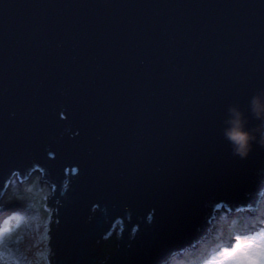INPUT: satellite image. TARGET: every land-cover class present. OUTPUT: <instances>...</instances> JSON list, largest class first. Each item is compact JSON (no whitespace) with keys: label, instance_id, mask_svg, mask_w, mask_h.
<instances>
[{"label":"water","instance_id":"95a60500","mask_svg":"<svg viewBox=\"0 0 264 264\" xmlns=\"http://www.w3.org/2000/svg\"><path fill=\"white\" fill-rule=\"evenodd\" d=\"M262 90L264 0H0V213L38 172L49 264H168L255 211Z\"/></svg>","mask_w":264,"mask_h":264},{"label":"rangeland","instance_id":"374dc122","mask_svg":"<svg viewBox=\"0 0 264 264\" xmlns=\"http://www.w3.org/2000/svg\"><path fill=\"white\" fill-rule=\"evenodd\" d=\"M263 193L264 189L260 198ZM3 194L1 204L17 201L19 205L7 207L0 213V264H49L46 253L50 246L46 244L50 212L43 209L49 186L40 185L38 174H31L26 182L13 179V185L8 186ZM210 222L213 231L204 242L197 249L180 255L172 264H208L213 257L228 261L230 257H220V251L234 247L236 236L252 234L254 228L264 227V198L261 205L258 200L255 211L249 215L241 212L228 215L222 207L215 211Z\"/></svg>","mask_w":264,"mask_h":264},{"label":"snow or ice","instance_id":"6c2138e0","mask_svg":"<svg viewBox=\"0 0 264 264\" xmlns=\"http://www.w3.org/2000/svg\"><path fill=\"white\" fill-rule=\"evenodd\" d=\"M69 171L79 172V169H69ZM224 205L216 203L215 209L220 210ZM231 210V209H229ZM237 211L242 209L237 208ZM234 247H226L219 252L220 257H230L228 261L213 257L208 264H264V227L253 229L252 234L236 236ZM247 249L246 251L243 249Z\"/></svg>","mask_w":264,"mask_h":264},{"label":"clouds","instance_id":"9594fccd","mask_svg":"<svg viewBox=\"0 0 264 264\" xmlns=\"http://www.w3.org/2000/svg\"><path fill=\"white\" fill-rule=\"evenodd\" d=\"M264 97L262 90L256 98H254V106L258 116H264V108H261V98ZM231 117L229 127L226 129V136L237 144L238 149L242 152L247 143L253 138L252 133L243 129L242 121L239 118V112L236 109H230ZM261 136L264 137V130H261ZM27 181V180H26ZM22 181V182H26Z\"/></svg>","mask_w":264,"mask_h":264},{"label":"bare ground","instance_id":"6f19581e","mask_svg":"<svg viewBox=\"0 0 264 264\" xmlns=\"http://www.w3.org/2000/svg\"><path fill=\"white\" fill-rule=\"evenodd\" d=\"M11 185H13V180H11V182H9V184H8V186H11ZM4 195V194H3ZM5 196V195H4ZM4 196H2V197H4ZM263 198H264V193H263V195H262V197L260 198V205L263 203ZM110 245V244H109ZM107 249L109 248V246L107 245V247H106ZM177 259H178V257L176 258V257H173V259L170 261V263L172 264V263H176V261H177Z\"/></svg>","mask_w":264,"mask_h":264},{"label":"built area","instance_id":"2783aa9c","mask_svg":"<svg viewBox=\"0 0 264 264\" xmlns=\"http://www.w3.org/2000/svg\"><path fill=\"white\" fill-rule=\"evenodd\" d=\"M32 174H33V175L38 174V183H40V184H46V183H44V182H42V181L40 180V175H39L38 172H33ZM46 185H47V184H46ZM47 187H48V185H47ZM49 193H50V188H49Z\"/></svg>","mask_w":264,"mask_h":264},{"label":"trees","instance_id":"16d2710c","mask_svg":"<svg viewBox=\"0 0 264 264\" xmlns=\"http://www.w3.org/2000/svg\"><path fill=\"white\" fill-rule=\"evenodd\" d=\"M45 203H46V202L43 201V204H45ZM52 215H53V214H52ZM51 223H52V222H51ZM49 242H50V239H49ZM110 242H111V239L109 240V243L106 244V247H107V245L109 246ZM217 242H218V241H217ZM219 242L221 243L222 241L219 240ZM219 242H218V243H219ZM109 248H110V247H109ZM109 248H108V249L106 248V249L109 250ZM105 252H106V251H105ZM200 255H201V253H200Z\"/></svg>","mask_w":264,"mask_h":264}]
</instances>
